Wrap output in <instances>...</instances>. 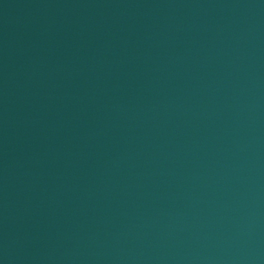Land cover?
Instances as JSON below:
<instances>
[{"label":"water","instance_id":"water-1","mask_svg":"<svg viewBox=\"0 0 264 264\" xmlns=\"http://www.w3.org/2000/svg\"><path fill=\"white\" fill-rule=\"evenodd\" d=\"M0 264H264V0H0Z\"/></svg>","mask_w":264,"mask_h":264}]
</instances>
